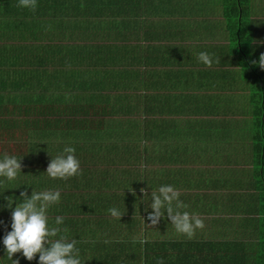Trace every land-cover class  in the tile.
<instances>
[{"label":"crops","instance_id":"0c3cea01","mask_svg":"<svg viewBox=\"0 0 264 264\" xmlns=\"http://www.w3.org/2000/svg\"><path fill=\"white\" fill-rule=\"evenodd\" d=\"M222 2L36 0L29 10L0 0V154L27 163L41 150L39 191L61 194L49 222L64 217L84 264H264V174L245 77L264 52V0H249L243 44ZM200 51L220 59L205 66ZM67 145L81 175L48 178ZM162 184L203 222L192 238L166 214L148 222ZM10 212L0 209V236ZM0 264H12L2 245Z\"/></svg>","mask_w":264,"mask_h":264},{"label":"clouds","instance_id":"9594fccd","mask_svg":"<svg viewBox=\"0 0 264 264\" xmlns=\"http://www.w3.org/2000/svg\"><path fill=\"white\" fill-rule=\"evenodd\" d=\"M19 6L35 10L36 0H18ZM259 43V41H257ZM213 53L200 51L198 62L211 66L219 61ZM264 70V52L258 59L252 61ZM75 148L67 145L54 158H50L44 172L50 179L67 180L81 175L80 161L75 155ZM22 163L21 156L0 154V209H10V230L0 236V245L12 264H18L19 253L27 261L35 259L36 264H84L79 242L69 238L67 229L62 227L64 217L55 216L52 226L49 222V210L60 202L59 190L32 191L28 194L20 191L17 195H5L6 189L17 188L19 185H31L20 180ZM143 193V189H141ZM179 192L171 184L159 185L156 191L150 193L149 206L151 213L148 222L155 225L165 214L171 221L175 231L187 238H192L196 229L203 227V222L196 216H189L187 211H180L187 206L179 200ZM147 211V209L145 210ZM108 214L120 220L124 211L113 206L107 209ZM141 243L144 241L141 240ZM109 243L108 240L104 241ZM162 264V261H157Z\"/></svg>","mask_w":264,"mask_h":264},{"label":"trees","instance_id":"16d2710c","mask_svg":"<svg viewBox=\"0 0 264 264\" xmlns=\"http://www.w3.org/2000/svg\"><path fill=\"white\" fill-rule=\"evenodd\" d=\"M248 6L249 0H223L222 2L223 15L227 20L228 29L230 30V33L234 39L238 40L241 38L242 44V35H245L244 29L248 21ZM246 71H248V74H245V77L249 80V83L251 85L250 103L252 106L253 124L255 129L254 140L257 139L258 141L255 151L257 152L258 163L262 165L261 170L264 174V158L263 161L259 159L264 156V78L261 77L262 73H260L264 70L260 69L259 66H257L256 68H249ZM259 150L261 151V153H259ZM34 153L40 154L42 152L38 148H32V153L29 155L31 160L27 163L22 162V173L20 174L21 182H30L31 185L21 184L17 188L6 189L4 193L5 195L18 196L20 191L31 194L29 192L30 190H26L28 187L32 190L37 189V191H39V188L43 186V183L47 182L41 173L42 164L37 161L40 156H37ZM87 182L88 180H81L79 185L87 186ZM92 185L95 184L92 183ZM2 203L4 202L0 200V204ZM194 248H196V250L199 249V244L194 243ZM257 250L260 252H264V242H259ZM263 258L264 255L259 261L264 262Z\"/></svg>","mask_w":264,"mask_h":264},{"label":"built area","instance_id":"2783aa9c","mask_svg":"<svg viewBox=\"0 0 264 264\" xmlns=\"http://www.w3.org/2000/svg\"><path fill=\"white\" fill-rule=\"evenodd\" d=\"M149 215H150V213L149 214H147V216L149 217Z\"/></svg>","mask_w":264,"mask_h":264},{"label":"bare ground","instance_id":"6f19581e","mask_svg":"<svg viewBox=\"0 0 264 264\" xmlns=\"http://www.w3.org/2000/svg\"><path fill=\"white\" fill-rule=\"evenodd\" d=\"M242 77V76H241ZM263 212V211H262Z\"/></svg>","mask_w":264,"mask_h":264},{"label":"rangeland","instance_id":"374dc122","mask_svg":"<svg viewBox=\"0 0 264 264\" xmlns=\"http://www.w3.org/2000/svg\"><path fill=\"white\" fill-rule=\"evenodd\" d=\"M27 190V189H26Z\"/></svg>","mask_w":264,"mask_h":264}]
</instances>
